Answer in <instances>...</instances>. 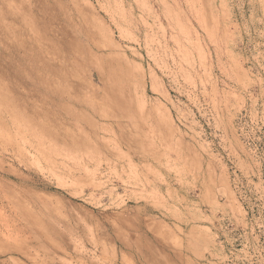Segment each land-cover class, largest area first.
<instances>
[{
	"label": "rangeland",
	"instance_id": "rangeland-1",
	"mask_svg": "<svg viewBox=\"0 0 264 264\" xmlns=\"http://www.w3.org/2000/svg\"><path fill=\"white\" fill-rule=\"evenodd\" d=\"M0 215V264H264V0H0Z\"/></svg>",
	"mask_w": 264,
	"mask_h": 264
},
{
	"label": "bare ground",
	"instance_id": "bare-ground-1",
	"mask_svg": "<svg viewBox=\"0 0 264 264\" xmlns=\"http://www.w3.org/2000/svg\"><path fill=\"white\" fill-rule=\"evenodd\" d=\"M29 1H30V0H29ZM16 2H17V1H16ZM19 5L21 6V3H19ZM15 6H16V5H15ZM15 6H14V7H15ZM20 6H19V7H20ZM19 7H18V8H19ZM22 7H23V6H22ZM10 9H11V8H10ZM10 9H8V10H10ZM30 9H31V8H30ZM30 9H28V10H30ZM19 10H20V12H21V9H18V11H19ZM26 10H27V9L25 8V11H26ZM28 10H27V11H28ZM6 13H8V12L6 11ZM28 13H29V11H28ZM21 15H22V17H23L24 14H21ZM7 16H8V15H6V17H7ZM13 16H14V14H13ZM30 17H31V15H30ZM9 19H12V18H9ZM23 19H24V17H23ZM30 19L33 20L32 17H31ZM30 19H29V20H30ZM12 20H13V19H12ZM10 22L13 23V21H10ZM30 22H31V21H30ZM25 23H26V22H25ZM11 25H12V24H11ZM31 27H32V26H31ZM25 31H26V30H25ZM25 31H24V32H25ZM15 32H16V31H15ZM30 32H31V31H30ZM38 32H39V31H38ZM20 33H21V32H20ZM41 33H42V32H41ZM31 34H32V33H31ZM18 35H19V34H18ZM40 35H41V34H40ZM40 37H41V36H40ZM42 39H43V38H42ZM14 40H15V38H14ZM40 40H41V39H40ZM44 40H46V39H44ZM19 41H20V40H19ZM30 41H31V40H30ZM21 43H22V42H21ZM31 43H32V42H31ZM35 43H36V42H35ZM35 43H34V44H35ZM50 44H51V43H50ZM8 45H9V44H8ZM16 45H17V44H16ZM18 45H19V44H18ZM22 45H23V44H22ZM34 47H35V46H34ZM38 47H39V46H38ZM17 48H18V47H17ZM79 48H80V47H79ZM11 49H12V48H11ZM13 50H14V49H13ZM13 50H12V51H13ZM45 51H46V49H45ZM23 52H24V51H23ZM48 52H49V51H48ZM17 53H18V52H17ZM30 53H31V52H30ZM55 53H56V51H55ZM19 54H21V52H19ZM35 56H36V55H35ZM55 56H56V55H55ZM57 57H58V56H57ZM20 58H21V57H20ZM58 58H59V57H58ZM40 59H41V58H40ZM44 59H45V58H44ZM61 59H62V58H61ZM63 59H64V57H63ZM22 60H23V59H22ZM24 60H25V59H24ZM28 60H29V59H28ZM28 60H27V61H28ZM20 61H21V60H20ZM43 61H44V60H43ZM59 61H60V60H59ZM59 61H58V62H59ZM21 62H22V61H21ZM25 62H26V61H25ZM44 62H45V61H44ZM24 64H25V63H24ZM27 64H29V63H27ZM41 65H42V64H41ZM23 66H24V65H23ZM25 66H26V65H25ZM46 66H47V65H46ZM46 66H45V68H46ZM39 67H40V66H39ZM48 67H49V66H48ZM57 67H58V65H57ZM27 68H28V67H27ZM45 68H44V69H45ZM49 68H50L49 70H51V66H50ZM6 69H7V68H6ZM46 69H47V68H46ZM55 69H56V68H55ZM7 70H8V69H7ZM41 70H43V69H41ZM30 71H31V70H30ZM37 71H38V70H37ZM58 72H60V71H58ZM7 73H8V72H7ZM30 73H31V72H30ZM35 73H36V72H35ZM40 73H41V75H42V72H40ZM50 73H51V72H50ZM3 74H4V73H3ZM31 74H32V73H31ZM64 74L66 75V73H64ZM37 75H38V74H37ZM8 76H10V75L8 74ZM34 76H35V75H34ZM61 76H62V75H61ZM10 77H11V76H10ZM13 77H14V76H13ZM39 77H40V75H39ZM39 77H38V78H39ZM42 78H43V77H42ZM44 78H45V76H44ZM56 78H57V77H55V79H56ZM61 78H63V76H62ZM32 79H34V78H32ZM39 79H40V78H39ZM39 79H38V80H39ZM50 80H51V78H50ZM57 80H58V79H57ZM47 81H48V80H47ZM58 81H59V80H58ZM64 81H65V80H64ZM43 82H44V81H43ZM45 82H46V80H45ZM3 83H4V82H3ZM9 83H10V82H9ZM38 83H39V81H38ZM6 84H7V82H6ZM66 84H67V83H66ZM13 86H14V85H13ZM13 86H12V87H13ZM43 86H46V85L43 84ZM47 87H49V86H47ZM47 87H46V88H47ZM55 87H56V85H55ZM64 87H65V86H64ZM67 87H68V86H67ZM59 88H60V87H59ZM59 88L57 87V89H59ZM11 89H13V88H11ZM49 89L51 90V88H49ZM57 89H56V90H57ZM8 90H9V89H8ZM67 90H68V88H67ZM70 90H71V89H70ZM10 91H11V90H10ZM10 91H9V92H10ZM48 91H49V90H48ZM52 92H53V90H52ZM50 93H51V92H50ZM57 93H58V92H57ZM65 93L68 94V92H66V91H65ZM36 94H37V93H36ZM59 94H60V93H59ZM62 94H63V93H62ZM69 94H70V93H69ZM65 95H66V94H65ZM65 95H64V96H65ZM37 96H38V95H37ZM58 96H60V95H58ZM64 96H62L61 98L64 99V98H65ZM67 96H68V95H67ZM29 97H30V96H29ZM32 97H33V96H32ZM68 97H69V96H68ZM40 98H41V96H40ZM70 98H71V96H70ZM32 99H33V98H32ZM29 100H31V99L29 98ZM34 100H35V98H34ZM59 100H60V99H57L56 102L59 101ZM31 101H32V100H31ZM37 101H38V100H37ZM37 101H36V102H37ZM51 101H52V100H51ZM60 101H61V100H60ZM25 102H26V101H25ZM32 102H33V101H32ZM38 102H39V101H38ZM41 102H42V99H41ZM50 103H51V102H50ZM39 104H40V103H39ZM57 104H59V102H57ZM68 104H69V103H68ZM33 105H34V102H33ZM33 105H32V106H33ZM44 105H45V104H44ZM40 106H41V105H40ZM40 106H39V107H40ZM53 106H54V105H53ZM57 106H58V105H57ZM60 106H61V105H60ZM44 107H45V106H44ZM37 108H38V107H37ZM41 108H42V107H41ZM46 108H47V107H46ZM48 108H49V107H48ZM49 110H50V109H49ZM52 110H53V109H52ZM54 110H55V109H54ZM62 110H64V109H62ZM45 111L47 112V110H45ZM45 111H44V112H45ZM46 112H45V113H46ZM49 112H51V111H49ZM53 112H54V111H53ZM53 112H51V113H53ZM58 113H59V112H58ZM58 113H57V114L55 113V115L53 114L52 117L49 116V117H50V118H48L49 121H50L51 118H55L54 116H56V115H57V117H58V116H59ZM49 114H50V113H49ZM49 114H48V115H49ZM60 114H61V113H60ZM44 115H45V114H44ZM50 115H51V114H50ZM61 116H62V115H61ZM98 116H99V115H98ZM57 117L54 119L55 122H56ZM61 118H62V117H61ZM112 118H113V117H112ZM62 119H63V118H62ZM40 120H41V119H40ZM63 120H65V119H63ZM34 121H35V120H34ZM43 121H44V120H43ZM91 122H92V121H91ZM43 123H44V122H43ZM46 123H47V122H46ZM48 123H49V122H48ZM58 123H59V124L55 123V124H57V125H56L57 127H54V126H52L51 124H48L49 127H48L47 131H53V130H55L54 128H59V130L61 129V130L63 131V127H65V126H63V122H62V120L60 121V119H59V122H58ZM44 125H45V124H44ZM50 125H51V127H50ZM28 126H29V125H28ZM36 126L38 127V124H37ZM33 127H34V126H33ZM43 127H44V126H43ZM39 128H40V127H39ZM30 129H31V128H30ZM81 129H82V128H81ZM120 129H121V128H120ZM31 130H32V129H31ZM34 130H35V128H34ZM36 130H38V129H36ZM40 130H41V128H40ZM44 130H45V129H44ZM56 130H57V129H56ZM59 130H58V131H59ZM61 130H60V131H61ZM84 130H85V129H84ZM122 130H123V128H122ZM62 131H61V132H62ZM64 131H65V128H64ZM67 131H68V130H67ZM92 131H93V130H92ZM32 132H33V131H32ZM54 132H55V131H54ZM54 132H53V133H54ZM61 132H59V134H58V136H59V140L62 141V143H65V144L67 145L66 142H63V139H64V138H67V137H64L65 135H64L63 132H62L63 134L61 135V134H60ZM6 133H7V132H6ZM34 133H35V132H34ZM55 133H56V132H55ZM36 134H37V133H36ZM36 134H35V135H36ZM40 134H41V133H40ZM42 134H43V133H42ZM44 134H45V133H44ZM50 134H51V133H50ZM30 135H31V134H30ZM38 135H39V134H38ZM46 135H47V134H46ZM51 135H52V134H51ZM60 135H61V136H60ZM87 135H88V134H87ZM53 136H54V135H53ZM55 136H56V135H55ZM87 137H88V136H87ZM106 137H107V136H106ZM80 138H81V137H80ZM107 139H108V138H107ZM33 140H34V138H33ZM49 140H50V139H49ZM54 140H55V139H54ZM41 141L43 142V140H41ZM44 141H45V140H44ZM65 141H66V140H65ZM70 141H71V140H70ZM34 142H35V141H34ZM53 142H55V141H53ZM74 142L76 143L75 140H74ZM35 143H36V142H35ZM75 143H74V144H75ZM32 144H34V143H31L30 148H33L34 145H32ZM44 144L46 145V143H44ZM51 144H52V143H51ZM53 144H55V143H53ZM56 144H57V143H56ZM56 144H55V145H56ZM65 144H64V145H65ZM90 144H91V143H90ZM95 144H96V143H95ZM36 145H37V144H36ZM68 145H69V144H68ZM75 145L77 146L78 143L75 144ZM38 146H39V145H38ZM49 146H50V144H49ZM59 147H60V146H59ZM64 147H65V146H64ZM77 147H78V146H77ZM48 148H49V147H48ZM94 148H95V147H94ZM97 148H99V147H97ZM4 149H6V148H4ZM8 149H9V148H8ZM26 149H27V148H26ZM39 149H40V147H39ZM72 149H73V148H72ZM29 150H30V149H29ZM32 150H33V149H32ZM69 150H70V149H69ZM58 151H59V149H58ZM5 152H6V151H5ZM8 152H9V151H8ZM33 152H34V151H33ZM50 152H51V151H50ZM30 153H31V152H30ZM31 154H32V153H31ZM35 154H36V152H35ZM61 155H62V154H61ZM62 157H63V156H62ZM47 160H48V159H47ZM2 213H3V212H1V214H2ZM3 215H4V214H2V216H3ZM0 216H1V215H0ZM2 216H1V217H2Z\"/></svg>",
	"mask_w": 264,
	"mask_h": 264
}]
</instances>
